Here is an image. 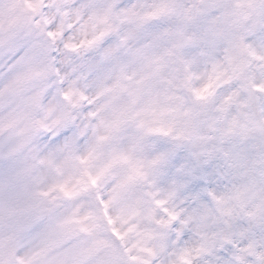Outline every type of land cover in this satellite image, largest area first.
<instances>
[{"label":"snow or ice","instance_id":"6c2138e0","mask_svg":"<svg viewBox=\"0 0 264 264\" xmlns=\"http://www.w3.org/2000/svg\"><path fill=\"white\" fill-rule=\"evenodd\" d=\"M0 264H264V0H0Z\"/></svg>","mask_w":264,"mask_h":264}]
</instances>
